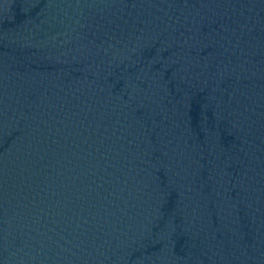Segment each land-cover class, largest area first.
I'll return each mask as SVG.
<instances>
[{"label":"water","instance_id":"water-1","mask_svg":"<svg viewBox=\"0 0 264 264\" xmlns=\"http://www.w3.org/2000/svg\"><path fill=\"white\" fill-rule=\"evenodd\" d=\"M0 264H264V0H0Z\"/></svg>","mask_w":264,"mask_h":264}]
</instances>
